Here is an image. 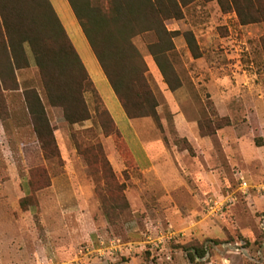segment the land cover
I'll use <instances>...</instances> for the list:
<instances>
[{"label":"rangeland","instance_id":"rangeland-1","mask_svg":"<svg viewBox=\"0 0 264 264\" xmlns=\"http://www.w3.org/2000/svg\"><path fill=\"white\" fill-rule=\"evenodd\" d=\"M184 11L178 31L193 32L201 56L175 37L176 90L148 51L155 34L136 40L159 102L137 134L115 110L121 133L107 136L91 93L92 118L66 121L26 46L31 66L0 95V264H264V22L242 24L219 0ZM31 88L58 156L35 132Z\"/></svg>","mask_w":264,"mask_h":264},{"label":"trees","instance_id":"trees-1","mask_svg":"<svg viewBox=\"0 0 264 264\" xmlns=\"http://www.w3.org/2000/svg\"><path fill=\"white\" fill-rule=\"evenodd\" d=\"M196 0H69L91 48L130 119L159 120L158 99L149 79V67L137 38L154 33L147 48L171 90L181 83L170 60L175 37L183 34L193 56H201L191 31L170 30L168 21L182 19ZM223 9L235 11L242 24L264 22V0H219ZM30 47L47 100L61 108L70 124L92 118L86 100L91 93L95 114L107 136L121 130L106 107L81 56L50 0H0L1 87L18 86L17 71L31 66ZM177 84L174 83V80ZM25 98L35 132L47 158L59 155L54 127L36 88ZM106 133V132H105ZM204 253H201V256Z\"/></svg>","mask_w":264,"mask_h":264},{"label":"crops","instance_id":"crops-1","mask_svg":"<svg viewBox=\"0 0 264 264\" xmlns=\"http://www.w3.org/2000/svg\"><path fill=\"white\" fill-rule=\"evenodd\" d=\"M50 1L53 5L57 15L59 16L63 26L65 27L69 37L71 38L74 46L76 47L79 55L81 56L92 80L94 81L100 95L103 98V101H104L106 107L110 111L114 120L116 121L115 116H114V111L116 110L119 113V115H121V112H122V114L127 117L130 127L132 129H134L135 133L137 134L136 124L138 121L145 119V118L130 119L127 116L125 110L123 109L117 95L115 94L111 84L109 83V80L107 79L100 63L98 62V60H97V58H96V56L92 50L91 45H90V43H89V41H88V39L84 33V30H83L81 24L79 23V21L77 19V16H76L69 0H50ZM171 22H172L171 24H168V28L170 30H179L178 29L179 24H178L177 20H172ZM169 26H171L172 29ZM152 61H154L153 57H152ZM88 63L91 64L93 70L90 69V66ZM154 63H155V61H154ZM147 64H150V63L148 62ZM150 66H151V64H150ZM95 76L105 86V93L106 94L102 93V91L99 89L98 81H97V78ZM115 99L117 100L119 105L116 103ZM118 106H120L121 109H119ZM116 123H117V121H116Z\"/></svg>","mask_w":264,"mask_h":264},{"label":"built area","instance_id":"built-area-1","mask_svg":"<svg viewBox=\"0 0 264 264\" xmlns=\"http://www.w3.org/2000/svg\"><path fill=\"white\" fill-rule=\"evenodd\" d=\"M242 185H243V186H246V185H247V183H246V182H243V183H242Z\"/></svg>","mask_w":264,"mask_h":264}]
</instances>
